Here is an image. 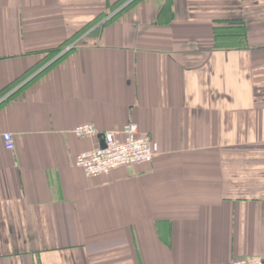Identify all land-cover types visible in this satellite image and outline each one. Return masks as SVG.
<instances>
[{"label": "crops", "instance_id": "crops-1", "mask_svg": "<svg viewBox=\"0 0 264 264\" xmlns=\"http://www.w3.org/2000/svg\"><path fill=\"white\" fill-rule=\"evenodd\" d=\"M118 1L0 0V264L264 259V0H138L96 30ZM130 122L152 162L76 166Z\"/></svg>", "mask_w": 264, "mask_h": 264}, {"label": "built area", "instance_id": "built-area-1", "mask_svg": "<svg viewBox=\"0 0 264 264\" xmlns=\"http://www.w3.org/2000/svg\"><path fill=\"white\" fill-rule=\"evenodd\" d=\"M115 12H112L108 18ZM71 48L72 46H68L65 51ZM8 96L9 93L2 94L0 103L5 101ZM73 131L82 138L95 137L101 133L93 123L78 125ZM103 136L104 146L100 144L94 149L83 151L78 154L75 160L76 166L82 168L87 176L108 175L116 168L150 163L159 152L158 144L152 136L141 132L136 123H128L120 132L106 131ZM3 138L6 148L14 149L13 133H4ZM232 264H264V259L259 256L242 257L236 259Z\"/></svg>", "mask_w": 264, "mask_h": 264}, {"label": "trees", "instance_id": "trees-1", "mask_svg": "<svg viewBox=\"0 0 264 264\" xmlns=\"http://www.w3.org/2000/svg\"><path fill=\"white\" fill-rule=\"evenodd\" d=\"M138 0H119L118 2H116L115 4H113L111 6V9H110V12H106L105 14L101 15L98 20H95L94 22L97 23L99 22L100 25L99 27L96 29H100V28H103L104 24L107 23L108 21H111L113 20L114 18H116L118 16V14L120 13L121 10L125 9V8H128L130 7L131 5H133L135 2H137ZM124 4H126L122 9L118 10L121 6H123ZM118 10V11H116ZM116 11V12H115ZM111 12H115L113 15H111L109 18L108 16L111 14ZM85 30H87V27L85 28ZM95 30V31H96ZM83 31H81L80 33H82ZM78 35V34H77ZM71 41V40H70ZM70 41H67L65 42L64 44H62L60 47H58L56 50H54L53 52L50 53L49 55V59H52L54 58L56 55L60 54L61 51L64 49V47L66 46V44ZM78 44V43H77ZM72 49V48H71ZM70 49V50H71ZM69 50V51H70ZM67 54V53H66ZM65 55V54H64ZM63 57V55L58 58V59H61ZM46 60V61H48Z\"/></svg>", "mask_w": 264, "mask_h": 264}, {"label": "water", "instance_id": "water-1", "mask_svg": "<svg viewBox=\"0 0 264 264\" xmlns=\"http://www.w3.org/2000/svg\"><path fill=\"white\" fill-rule=\"evenodd\" d=\"M102 146H104V143H102Z\"/></svg>", "mask_w": 264, "mask_h": 264}]
</instances>
